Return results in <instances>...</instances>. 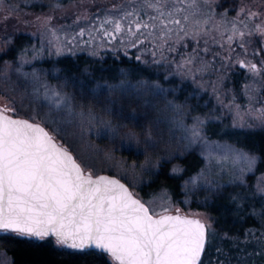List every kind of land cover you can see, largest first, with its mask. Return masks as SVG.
I'll return each instance as SVG.
<instances>
[{"label": "trees", "instance_id": "16d2710c", "mask_svg": "<svg viewBox=\"0 0 264 264\" xmlns=\"http://www.w3.org/2000/svg\"><path fill=\"white\" fill-rule=\"evenodd\" d=\"M241 1L250 0H181L180 3L171 0L169 9H183L175 14L181 25H169L173 31L164 40L159 38V26L151 36L145 32L129 38L124 32L114 40H109L99 30L106 18L119 20L130 10H137L145 19L156 15L155 10L144 7V0H45L31 5L23 0H7L8 8L17 12H11L0 22V72L22 58L29 59L32 69L44 71L45 90L62 91L67 110L71 113L75 109L91 110L117 125V135L105 133L92 136L91 140L129 163L142 165L150 160L155 163V169L147 170L138 188L140 198L151 209L155 199L162 195L186 210L199 209L210 214L213 223L210 242L201 264H210L216 258H225L227 264H242L243 259L254 260L252 264H264V194L255 187L256 177L264 175V127L248 126L223 116L221 107L214 105L208 92H201L194 82L177 75L173 65H160L156 61L161 55V42H172L168 47H175V51L167 47L164 51L169 52L170 57L196 51L194 41L189 37L181 39V35L200 19L213 15L225 13L228 18H237L236 8ZM41 13H45V26L56 25L59 33L64 31L65 34L62 50L53 51L45 44V55L37 58L35 55L43 50L36 36L44 24L42 20L37 21ZM123 23L127 27L128 21ZM105 28L112 30L108 24ZM81 30L85 32L83 37L78 35ZM263 36L255 34L244 47L235 45L229 54L232 65L231 69H226V84L236 93L250 84V75L238 64L241 53H250L264 73ZM13 75L16 73L11 71V77ZM142 81L172 88L177 96L175 102L189 106L187 115L190 113L191 118L208 112L213 119L202 122L199 136L188 131V140L183 145L174 147L168 139L157 140L159 133L169 126L166 124L169 116H173L167 114L160 118L156 111V107L164 106L167 96L155 95L146 87L138 89L126 85V82L140 84ZM17 104L20 115L42 121L76 157L79 155L80 141L71 135V128L67 133L57 124L46 121L43 114L34 115ZM47 104L45 99V112ZM176 128L171 130L173 138L179 130ZM210 141H226L249 152L257 159L254 172L247 175L245 183L226 184L211 192L201 190L189 196L184 183L203 166L204 146ZM0 249L11 257L13 264H115L103 252L71 250L57 245L52 238L38 240L9 232H0Z\"/></svg>", "mask_w": 264, "mask_h": 264}, {"label": "snow or ice", "instance_id": "6c2138e0", "mask_svg": "<svg viewBox=\"0 0 264 264\" xmlns=\"http://www.w3.org/2000/svg\"><path fill=\"white\" fill-rule=\"evenodd\" d=\"M169 3L171 0H144V7L155 10L156 15L145 19L137 10H130L119 20L106 18L99 30L114 40L124 32L129 38L145 32L151 36L159 26V38L164 40L173 31L169 25H181L175 14L183 11L169 9ZM123 21H128L127 27ZM236 31L234 28V34ZM256 31L264 34V26L258 25ZM78 35L83 37L85 32ZM248 67L260 71L255 64ZM58 95L48 98V111L43 113L52 124L62 119L63 102ZM10 111L15 109L0 107V231L38 240L53 237L57 245L71 249L95 248L108 253L115 264H201L210 242V224L179 210L176 215L157 218L119 179L94 178L34 118H13ZM193 135L199 136V132L194 130ZM225 148L244 159L251 170L254 156Z\"/></svg>", "mask_w": 264, "mask_h": 264}, {"label": "rangeland", "instance_id": "374dc122", "mask_svg": "<svg viewBox=\"0 0 264 264\" xmlns=\"http://www.w3.org/2000/svg\"><path fill=\"white\" fill-rule=\"evenodd\" d=\"M23 1L25 3L28 2L30 5L45 2V0ZM6 3L7 0H0V22L11 15V12H17L14 8L11 11ZM250 13H255L256 15L253 17L250 16ZM236 17L231 19L223 13L220 16L213 15L210 18L200 19L187 29V33L181 35V39L189 37L194 41V49L196 51H186L184 56L170 57L169 52L167 54L164 52L165 48L175 51V47H168V44L172 42H161L159 48L162 51L156 62L160 65H173L177 75L186 77L192 83L194 82L195 88L201 90V92H208V95H211L215 103L214 105L221 107L223 116L240 121L241 124L248 126L259 125L264 127V73L256 60L250 57V53L244 52L238 57L239 66L250 75V84L238 93L234 91L231 85L226 84L228 75L226 69H231L232 62L229 54L233 51V47L249 43L255 34L263 35L261 32L256 31V28L258 25L264 26V0L241 1L236 8ZM37 18V21L42 20L44 23L41 25L38 34H36L40 38L43 50L35 57L38 58L45 55V44L47 48L53 51L62 50L64 31L59 33L58 28L53 24L45 26V13L38 14ZM234 28L237 30L236 34L233 32ZM53 31L55 35H53ZM239 32H244L245 35L241 37ZM230 36L232 37L231 41L229 40ZM174 53L176 54V52ZM163 58L166 59L163 60ZM31 64L32 62L29 59L22 58L18 60L17 64L12 67L6 66L4 71L0 72V107L8 106L10 109H15L14 112L10 111V113L23 116L18 113V107H15L19 103V107L24 111H30L34 115L43 114L45 112V99L49 102L48 98H52L53 93H58L59 95L56 98L63 102L60 110L62 119L56 124L57 127L66 130L67 133L70 132L71 128V135L80 141V148H78L80 153L78 152L79 155L77 154V160L86 171H91L92 174L108 172L117 175L125 180L135 194L140 197L138 188L142 184L144 177H146L147 170L155 169V163L151 160L142 165L129 163L125 159L115 156L106 150L105 147L97 145L91 139L105 133L117 135L119 133L117 125H112L105 117L91 110L75 109L71 113L64 106L62 91L45 90L44 71L42 73L38 69H32L30 67ZM250 64H255L260 71H251L248 67ZM11 71H14L16 75L11 77ZM126 85L138 89L146 87L151 89L155 95L168 97V100L163 104L164 106H160L159 109L156 107V111L160 118L167 114H171L173 117L168 115L170 117L169 123L167 122L166 124L169 125V128L166 127V131L159 133L157 140L164 141V139H168L170 144H172L171 146L183 145L188 140V131L190 133H193L194 130L201 132L200 126L209 118L213 119L212 114H208V112L204 116L191 118L190 113L189 116L187 115L189 106H181L175 102L177 99L176 92L172 88L163 87L157 82L146 83V81H142L140 84L137 82H126ZM186 115L188 118H186ZM28 118L33 120L32 117ZM72 120L75 121H73L74 125L72 124L71 126ZM34 121L43 123L35 118ZM173 128L179 129L174 134V138L171 133ZM55 137L58 139L57 136ZM225 146H230L249 156H253L249 152L243 151L226 141L207 142L204 146L203 166L196 175L184 183L185 191L189 196H194L201 190L211 192L226 184L245 183L247 175L254 172L253 169L257 159L251 170H249L247 162L242 158L237 159L234 153L227 152ZM73 153L76 156V153ZM88 164H91V167ZM255 187L257 192L264 194V175L260 174L256 177ZM151 206L153 209L149 208L154 215L165 212V209L168 211L179 210L186 214L200 217L207 224H210L211 227L213 224L207 211L199 209L186 210L172 204L169 198L162 195L158 196ZM253 262L254 260L243 259L242 264H252ZM0 264H13L11 257L1 249ZM210 264L227 263L216 258Z\"/></svg>", "mask_w": 264, "mask_h": 264}, {"label": "water", "instance_id": "95a60500", "mask_svg": "<svg viewBox=\"0 0 264 264\" xmlns=\"http://www.w3.org/2000/svg\"><path fill=\"white\" fill-rule=\"evenodd\" d=\"M9 115H12L13 118H17V119H29V120H32V119H30V118H28V117H25V116H19V115H14V114H12V113H10V112H9ZM34 122H36V123H40L42 126H44V127L46 128V130L49 131V129H48L43 123H41V122H39V121H34ZM49 132H50V131H49ZM50 133H51V132H50ZM56 141H57V143L62 144L57 138H56ZM64 146L67 147L66 145H64ZM67 148H68V147H67ZM68 149H69V148H68ZM69 151L73 154L74 157H76L75 154L73 153V151H71L70 149H69ZM76 159H77V158H76ZM77 162L80 163L78 160H77ZM82 167H83V166H82ZM101 175L108 176V177H110V178L119 179V180L121 181V183H124V184L129 188V190H130L131 192L134 193V195L136 196V198L140 199L141 202L145 203L140 197H138V196L135 194V192L133 191V189L131 188V186H130L125 180L121 179V178L118 177L117 175H114V174H111V173H108V172H100V173H97V174H93V177L95 178L96 176H101ZM145 205L148 206L146 203H145ZM148 207H149V206H148ZM150 211H151V210H150ZM179 213L182 214V215L189 216L190 218L200 219V220H202L203 222H205V221H204L203 219H201L200 217H197V216H194V215H190V214H186V213H184V212H182V211H179ZM176 214H177V211H167V212H162V213L156 214V217L159 218V215H176ZM205 223H206V222H205ZM0 232H4V231H0ZM9 233H11V232H9ZM49 238L54 239L53 237H49ZM35 239H36V238H35ZM54 240H55V239H54ZM63 247H65V246H63ZM65 248H67V247H65ZM67 249H71V248H67ZM71 250H76V251H89V250H96V251L102 252L101 250H98V249H95V248H87V249H83V250H80V249H71ZM205 250H206V249H205ZM103 253H105V252H103ZM105 254L108 255V256L110 257V255H109L108 253H105ZM203 256H204V254H203ZM203 256L201 257V262H202ZM110 258H111V257H110ZM111 259H112V258H111ZM114 263H115V261H114Z\"/></svg>", "mask_w": 264, "mask_h": 264}, {"label": "flooded vegetation", "instance_id": "af4514ba", "mask_svg": "<svg viewBox=\"0 0 264 264\" xmlns=\"http://www.w3.org/2000/svg\"><path fill=\"white\" fill-rule=\"evenodd\" d=\"M226 260H225V258L223 259V262H225Z\"/></svg>", "mask_w": 264, "mask_h": 264}]
</instances>
